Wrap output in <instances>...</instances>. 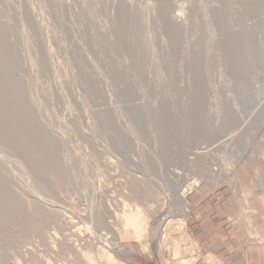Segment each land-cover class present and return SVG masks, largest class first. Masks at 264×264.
<instances>
[{"label":"rangeland","instance_id":"obj_1","mask_svg":"<svg viewBox=\"0 0 264 264\" xmlns=\"http://www.w3.org/2000/svg\"><path fill=\"white\" fill-rule=\"evenodd\" d=\"M0 67V264L204 261L190 197L262 156L264 0H0Z\"/></svg>","mask_w":264,"mask_h":264},{"label":"crops","instance_id":"obj_2","mask_svg":"<svg viewBox=\"0 0 264 264\" xmlns=\"http://www.w3.org/2000/svg\"><path fill=\"white\" fill-rule=\"evenodd\" d=\"M261 149V157L236 173L246 200L238 198L230 183L190 197V230L205 258L200 264H264V138Z\"/></svg>","mask_w":264,"mask_h":264},{"label":"bare ground","instance_id":"obj_3","mask_svg":"<svg viewBox=\"0 0 264 264\" xmlns=\"http://www.w3.org/2000/svg\"><path fill=\"white\" fill-rule=\"evenodd\" d=\"M173 22H176V23H179V21H174L173 20ZM173 32V31H172ZM235 42V41H234ZM238 46V45H237ZM12 51V50H11ZM237 53V52H236ZM235 64V63H234ZM238 65V64H237ZM235 68H236V64H235V66H234ZM4 70V71H3ZM236 70V69H235ZM248 71V70H247ZM5 74H9V71L7 70V68H5V69H3L2 67H0V90H5V88H4V82H5V84L6 83H8L9 85H10V83H11V79L10 78H8V77H5ZM7 86V85H6ZM10 87H11V85H10ZM242 88V87H241ZM8 89H10V88H8ZM7 94V93H6ZM19 94V93H18ZM9 95V94H8ZM20 98V97H19ZM200 97H198L197 99H199ZM18 102H19V100H18ZM15 103V102H14ZM21 103V102H20ZM6 104V103H5ZM32 104V103H31ZM12 105V104H11ZM19 106V105H18ZM5 107V106H4ZM8 107V106H7ZM6 107V108H7ZM11 107V106H10ZM9 107V108H10ZM13 107H14V104H13ZM2 108V107H1ZM6 108H4V109H6ZM3 109V108H2ZM8 109V108H7ZM14 109V108H13ZM10 110V109H9ZM24 110V109H23ZM3 111V110H2ZM196 111V110H195ZM22 112H24V111H22ZM11 113V112H10ZM0 114H1V112H0ZM3 114H4V112H3ZM7 113H5V115H6ZM23 114V113H22ZM10 115V114H9ZM12 115H14V113L12 114ZM12 115H10V116H12ZM10 116H9V118H10ZM14 116H16V115H14ZM13 116V117H14ZM22 116V118H24L23 117V115H21ZM192 117V116H191ZM18 118V117H17ZM28 118H29V116H28ZM197 118V117H196ZM195 118V119H196ZM11 119V118H10ZM14 119H15V117H14ZM19 119V118H18ZM192 119V118H191ZM0 120H1V118H0ZM9 120V119H8ZM20 120V119H19ZM17 121V120H16ZM194 121V120H193ZM31 122V121H30ZM198 122V121H197ZM4 122H2V124H3ZM1 124V123H0ZM21 124H22V126H24L25 124L27 125L28 124V121L26 122L24 119L23 120H21ZM16 126H17V124H15ZM30 125V124H29ZM198 125H200V124H198ZM197 125V126H198ZM14 126V125H13ZM15 126V127H16ZM21 126V127H22ZM32 126V125H31ZM31 126H29V127H31ZM28 127V126H27ZM27 127H24L23 129H29V128H27ZM185 128V127H184ZM200 128H201V125H200ZM22 129V130H23ZM25 129V130H26ZM34 128H32V130H33ZM21 130V131H22ZM31 130V129H30ZM20 131V130H19ZM19 131H17V133H19L20 134V132ZM31 132V131H30ZM15 133V132H14ZM13 133V134H14ZM12 134V133H11ZM16 135V134H15ZM15 135H13V136H15ZM17 136V135H16ZM22 137L24 138L25 136H23L22 135ZM7 138V137H6ZM9 138V137H8ZM17 138V137H16ZM10 139V138H9ZM18 140V139H17ZM39 141V140H38ZM40 142L42 143L41 145L42 146H44V147H49L50 146V144H48V143H43L41 140H40ZM22 143V142H21ZM25 143V142H24ZM24 143H23V145H24ZM18 145H19V142H18ZM23 145H21V146H23ZM28 146V145H27ZM39 147V146H38ZM30 160H32V159H30ZM35 164V163H34ZM33 166H35V165H33ZM40 167V166H39ZM198 184V183H197ZM3 185V184H2ZM2 185H0V195H2V192H1V190H6L5 189V187L4 186H2ZM196 185V184H195ZM192 188V187H191ZM6 192V191H5ZM185 193H187L185 190H184V192H182L181 194H179V199H180V201L182 202V205L184 204V206L186 207V205L188 204L187 203V201H186V194ZM4 196V195H3ZM176 196V195H175ZM174 197V196H173ZM172 197V198H173ZM5 198V197H4ZM2 199V198H1ZM4 200V199H3ZM4 203V202H3ZM157 205V204H156ZM149 207V206H148ZM150 208V207H149ZM150 210V209H149ZM155 210H156V208H155ZM154 210V211H155ZM162 211V210H161ZM145 213V212H144ZM150 215V214H149ZM151 216V215H150ZM159 221V220H158ZM145 221H143V219H141V217L139 218V216H136V219L135 218H130V220L128 221V223H127V225H131V224H134V223H136V225H139V224H141V223H144ZM158 223V222H157ZM247 223H249V222H246V224ZM158 228V227H157ZM78 251V250H77ZM82 264V263H81Z\"/></svg>","mask_w":264,"mask_h":264}]
</instances>
